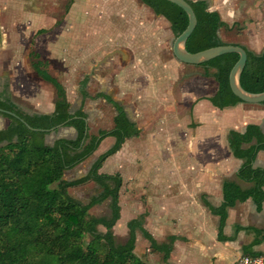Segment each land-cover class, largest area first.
<instances>
[{
    "label": "crops",
    "instance_id": "0c3cea01",
    "mask_svg": "<svg viewBox=\"0 0 264 264\" xmlns=\"http://www.w3.org/2000/svg\"><path fill=\"white\" fill-rule=\"evenodd\" d=\"M206 1L208 9L216 11L220 19L228 26L243 25V33L250 44L242 42V45L255 52L262 49L264 46V14L259 15L256 11L257 16L247 17V20L240 22L237 20V16L232 19L237 11L226 4L229 0H221L220 3H216L214 0ZM111 5L109 3V6ZM248 12L253 13L254 11ZM95 20L94 28L99 24L97 19ZM55 24L56 19L53 20L52 25ZM57 25L58 31H54V28L45 30L44 27H38L36 30L43 28V31L34 32L32 35L31 50L45 62L47 73L63 86L70 113L81 105V111L86 115V132L90 134L89 123L94 117L91 101L96 100L95 102L99 103L105 111L97 110L95 115L102 116L107 113L111 115L112 127V117L115 112L110 103L111 100L123 108L127 118L134 122L138 129L136 136L125 138L119 149L109 155L114 157L113 165L109 164V172L100 170L105 159L109 156L104 159L98 170V172L106 174L117 173L121 178V185L118 189V219L124 213L128 217L127 222L143 213V228L153 239L162 241L167 235H175L177 238L172 244L174 248L177 244H182L186 248L196 249L194 254L191 251L195 258L193 264H233L238 255L242 254V246L252 239L251 232L242 229L235 231V227L252 226L263 229L264 201H262L259 210H256L255 204L250 198L227 208L222 233L225 236H233V239L224 241L216 239L218 217L211 214L202 201L205 200L213 206L218 205L221 200V183L224 179L234 180L241 187L248 185L235 178V172L242 160L231 155L226 142V134L228 130L241 132L245 125L255 124L264 135V104L237 102L232 106L222 108L213 106L208 100L217 88L213 78L202 76V69L200 72L192 71L183 74L184 67H193L194 65L181 63L173 56L163 59L164 61L160 63L159 74L156 71L157 78L153 80L148 78L153 76L138 68L135 61L131 62L130 67L127 65L122 67L123 71L116 73L117 76L111 72L101 74L99 70L90 73L91 71L86 70L88 68L86 64L84 65L86 50L83 51L81 48L78 59L74 60L75 63H78L79 69L85 68L84 73L81 74L79 69L75 67L72 69L70 66V61H73L70 56L72 54L70 41L76 39L80 45L84 41L82 45L86 48L87 37H90L92 33L86 30H83V33L65 32L61 30L59 23ZM0 41L2 42L1 35ZM106 50L108 51H100V59L96 65L102 66L103 63L109 65L111 61H119V59L122 60V63L124 61L129 63L130 55L122 48ZM27 58L26 55L25 61L12 59L9 65L1 67L0 89L6 85L14 103L27 113H50L53 110V87L36 75ZM167 68L172 69L168 70ZM122 73L128 75L126 77L128 82L123 81L128 90L125 101L118 100L116 97L120 85L119 77ZM87 75L91 76L90 79ZM163 76H167L168 81L163 79ZM73 77H77L79 85L72 83ZM92 77L97 84L94 94L87 92V87L91 86ZM75 92L79 96L75 99L77 101L73 100ZM96 94L100 95L96 96ZM74 102H77L76 106H73ZM183 107L187 110L186 114L182 112ZM189 120L194 122L190 123L192 124L190 125L192 126L190 131L192 133L190 139V154L192 156L190 160L184 158L185 152L181 151L180 147L175 149V142L180 138L178 127L182 124L183 126L189 124ZM65 128L71 133V136L65 138L74 137L75 131L70 126L58 127L53 131ZM175 131L178 132L176 136L173 134ZM103 139L108 140V143H113L111 136H106ZM166 141L170 143L172 141V144H168ZM171 145L179 151L177 153L173 151L170 159H162L160 153L165 148L170 151ZM186 151L188 150L186 149ZM138 153L146 154V157L149 158V160H143L141 168L135 163ZM92 156L93 159L89 161L84 173L78 172L76 177L65 179L68 172L81 170V164L89 156L82 163L64 171L62 178L72 180L83 176L96 157ZM231 164L233 165L232 171H226V166L229 167ZM253 166L264 168L263 150L256 152ZM78 167L79 169H77ZM123 173H126L131 179H143L145 175L149 177L146 179L148 182L142 199L136 200L135 197H131L132 201L127 207L122 206L120 199V188L124 183ZM108 201L107 199L103 202ZM117 220L112 226V230H116V233L113 234L126 237V225L125 230L119 231V227H116ZM143 242L147 245L145 247L148 251L150 249L148 242L139 231H136L133 250L138 245L141 246ZM261 244L264 245V242L252 246L251 249L261 251L259 250ZM261 252L264 253V251Z\"/></svg>",
    "mask_w": 264,
    "mask_h": 264
},
{
    "label": "trees",
    "instance_id": "16d2710c",
    "mask_svg": "<svg viewBox=\"0 0 264 264\" xmlns=\"http://www.w3.org/2000/svg\"><path fill=\"white\" fill-rule=\"evenodd\" d=\"M140 1L154 15L168 22L173 37L184 29L187 17L178 6L166 0ZM186 1L196 22L184 42L185 50L195 52L216 45H239L246 55L238 76L239 86L251 93L263 91L264 47L255 52L240 43L224 41L219 31L237 25L228 26L216 11L208 9L206 0ZM28 57L36 75L53 87V110L50 113H27L14 103L6 85L0 89V116L6 120L0 128V264H146L133 253L136 231L146 239L152 251L161 253L165 262L177 237L167 235L162 241L153 239L143 228V213L125 223L127 234L123 242L115 241L112 226L119 217L121 178L117 173L98 172L104 159L116 152L125 138L138 134L135 123L127 118L120 105L110 100L115 112L112 127L97 129L94 134L84 133L86 115L81 111V105L70 113L64 88L47 73L45 62L33 50L28 52ZM237 57L236 53L228 52L194 65L202 69V76H210L216 82V91L208 98L215 107L242 102L228 86V72ZM58 125L72 127L74 137H58L46 143L45 135ZM106 136L113 137V143L94 158L86 173L64 180V171L90 156ZM226 142L231 155L242 160L235 178L248 185L241 187L234 180L224 179L219 204L213 206L202 201L208 211L218 217V241L233 239V236L222 233L227 208L250 198L259 210L264 201V168L253 166L256 152L264 151V135L259 127L247 124L241 132L228 130ZM88 181L96 184L98 190L87 201L68 193L70 187ZM107 199L106 215L88 213L89 208ZM240 229L252 233L250 242L242 246V254L264 255L251 249L264 242V228L235 227V231Z\"/></svg>",
    "mask_w": 264,
    "mask_h": 264
},
{
    "label": "rangeland",
    "instance_id": "374dc122",
    "mask_svg": "<svg viewBox=\"0 0 264 264\" xmlns=\"http://www.w3.org/2000/svg\"><path fill=\"white\" fill-rule=\"evenodd\" d=\"M214 2L220 3L222 1L214 0ZM109 3L112 5L109 6ZM226 4H228L230 8L236 9L235 11H237V13L234 14L232 19H235V16H237V20L240 22L247 20V17L257 16V13H259V15L264 14V0H229ZM249 8L254 12H248L250 11L247 10ZM54 19H56V24L59 23L61 25L62 31L83 33L82 31L86 30L92 33L90 37H87L86 48L82 45L84 41L81 43L82 47L77 43L76 39L70 41V50L72 51L70 56L73 58V61H70L72 69L74 67L79 69L78 63H75L74 60L78 59V55L81 53L80 51L82 48L83 51L86 50V61L84 65L86 64L88 67L86 70L91 71L90 73L94 70H99L101 74L111 72L113 75H116V73H121V71H123L121 69L122 67H126L125 65L130 67L131 62L135 61L138 68L143 69L142 71L144 72H149L153 77L148 78L154 80L157 78L155 72L158 71L159 74V68L161 67L160 63L164 61L163 59L172 57L170 43L173 36L168 28V22L162 17L154 15L140 0H0V35L2 37V42L0 41V82L2 81L1 67H6L7 64L9 65L12 59H21V61H23L26 55L28 57V52L32 49V42L30 40L38 27H44L45 30L54 28V31H58V25H52ZM95 19H97L99 23L96 28H94ZM240 25L231 29H221L219 31L221 39L228 42L231 41L240 44L243 42L250 44L243 33V25ZM119 33L121 34L119 35ZM114 48H122L128 52V55H130L128 64L126 61L122 63V60L119 59V61H111L109 65L106 63H103L104 65L102 66L96 65L100 59V51H108L106 49ZM91 49L97 51L95 52ZM133 55H136V57H133ZM27 59L29 62L30 58L28 57ZM167 69L171 70L172 68ZM79 71L82 74L85 68L79 69ZM192 71L200 72L201 68L194 66L184 67L182 73L184 74ZM122 74H120L119 77L120 85L116 97H118V100L125 101L127 100L128 90L124 86V82H128V80L126 81L128 75L123 74L122 76ZM87 77L90 79L91 76L87 75ZM164 78L168 81L167 76H163V79ZM72 80L73 84L79 85L77 77H73ZM90 81L91 86L87 87V92L94 94L97 84L93 77ZM78 97V93L75 92L73 94V100L77 101L75 99ZM95 101L96 100L91 101L94 117L89 123L90 133H95L97 129H108L111 127L110 114L107 113V115L102 116L95 115V111L97 110L105 112L104 108ZM76 104L77 102H74L73 106H76ZM182 109L183 114H186L187 110L184 107ZM5 122L6 120L0 116V128L4 126ZM190 123L194 122L189 120V124L187 123L185 126L182 124L178 127L180 138L175 142V149L180 147L179 149L185 152L184 158H188V160H190L192 156V154H190V139L192 135L190 132L192 126L190 125L192 124ZM217 125L219 126L220 124ZM177 133L178 132L175 131L173 133L174 136H176ZM59 136L69 137L71 133L67 128L51 131L45 135L44 140L46 143H51ZM108 142V140L103 139L92 155L96 156L106 149L111 144ZM166 143L172 144V141L171 143L166 141ZM170 147V151L165 148L163 152L160 153L162 159H170L173 151L175 153L179 151V149L175 150L172 145ZM186 149L188 151H186ZM92 155L89 156L87 160L85 159L86 161L83 160V163L81 162V170L68 172L65 179L76 177L79 174L78 172L81 174L84 173L89 161L93 159ZM135 159V163L138 164L140 168L143 165V160H149L146 154L142 155L140 153L137 154ZM113 160V156L106 158L100 170L108 173L109 164L113 165ZM77 169H79V167ZM232 169L233 165L231 164L229 167L226 166L225 170L229 172L232 171ZM123 178L124 183L120 188V199L122 206L127 207L132 201L130 199L131 197H135L134 199L136 200L142 199L144 189L148 182L146 179L149 177L146 175L143 177L145 184L143 179H131L126 173H123ZM97 190L98 187L96 184L88 181L84 184L70 187L68 193L81 201H87ZM88 213L95 216L106 215L108 213V202H102L99 205L89 208ZM127 218L128 217L122 213V216L117 220L116 227H119V231L125 230ZM98 229L103 231L102 227H98ZM112 231L116 233V230L113 229ZM179 232L181 231L179 230ZM114 237L116 242H123L125 239L124 235L119 236L114 234ZM145 246L147 245L143 242L141 246L138 245L133 250V253L146 264H193L195 262L194 255L191 254V251L194 254L196 251L195 248H186L182 244H177L175 246L176 248L172 246L167 260L163 262L161 253L152 251L151 249L147 251ZM259 250L264 251L263 244H261Z\"/></svg>",
    "mask_w": 264,
    "mask_h": 264
},
{
    "label": "water",
    "instance_id": "95a60500",
    "mask_svg": "<svg viewBox=\"0 0 264 264\" xmlns=\"http://www.w3.org/2000/svg\"><path fill=\"white\" fill-rule=\"evenodd\" d=\"M166 1L173 3L174 5L181 8L187 17V23L184 29L179 34L174 36L170 43V51L174 59L184 64L198 65L215 56L228 52H234L238 55V57L228 72V86L230 91L242 102L261 103L262 101H264V90L257 93H251L243 90L239 86L238 76L246 59L244 49L239 45L224 44L211 46L195 52L186 51L184 48V42L193 30L196 22L193 10L186 0ZM58 127H62V125H58L56 128ZM70 128L73 130L72 127ZM84 133H86V129L84 130Z\"/></svg>",
    "mask_w": 264,
    "mask_h": 264
},
{
    "label": "built area",
    "instance_id": "2783aa9c",
    "mask_svg": "<svg viewBox=\"0 0 264 264\" xmlns=\"http://www.w3.org/2000/svg\"><path fill=\"white\" fill-rule=\"evenodd\" d=\"M233 264H264V255L240 254Z\"/></svg>",
    "mask_w": 264,
    "mask_h": 264
}]
</instances>
